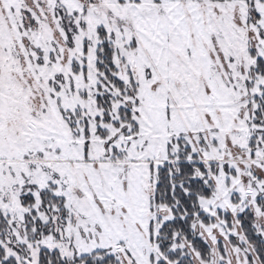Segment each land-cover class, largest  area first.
Segmentation results:
<instances>
[{
  "label": "snow or ice",
  "instance_id": "snow-or-ice-1",
  "mask_svg": "<svg viewBox=\"0 0 264 264\" xmlns=\"http://www.w3.org/2000/svg\"><path fill=\"white\" fill-rule=\"evenodd\" d=\"M0 264H264V0H0Z\"/></svg>",
  "mask_w": 264,
  "mask_h": 264
}]
</instances>
